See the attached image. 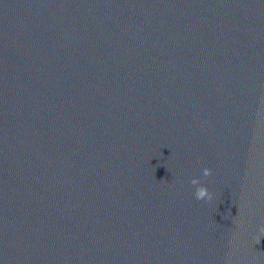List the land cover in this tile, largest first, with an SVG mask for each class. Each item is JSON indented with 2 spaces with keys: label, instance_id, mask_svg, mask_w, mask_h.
<instances>
[{
  "label": "water",
  "instance_id": "95a60500",
  "mask_svg": "<svg viewBox=\"0 0 264 264\" xmlns=\"http://www.w3.org/2000/svg\"><path fill=\"white\" fill-rule=\"evenodd\" d=\"M262 224L264 0H0V264H264Z\"/></svg>",
  "mask_w": 264,
  "mask_h": 264
},
{
  "label": "clouds",
  "instance_id": "9594fccd",
  "mask_svg": "<svg viewBox=\"0 0 264 264\" xmlns=\"http://www.w3.org/2000/svg\"><path fill=\"white\" fill-rule=\"evenodd\" d=\"M212 171L213 170L211 168L206 166L202 168L201 174L202 176L207 177L212 174ZM191 183L196 185L195 197L198 200L208 202L213 199V192H211L205 184L200 183V177L193 176L191 179ZM258 231L264 233V224L259 226Z\"/></svg>",
  "mask_w": 264,
  "mask_h": 264
}]
</instances>
